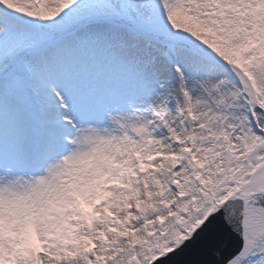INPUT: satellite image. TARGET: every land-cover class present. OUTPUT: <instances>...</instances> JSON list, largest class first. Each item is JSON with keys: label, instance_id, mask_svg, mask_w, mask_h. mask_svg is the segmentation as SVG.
<instances>
[{"label": "snow or ice", "instance_id": "obj_1", "mask_svg": "<svg viewBox=\"0 0 264 264\" xmlns=\"http://www.w3.org/2000/svg\"><path fill=\"white\" fill-rule=\"evenodd\" d=\"M0 264H264V0H0Z\"/></svg>", "mask_w": 264, "mask_h": 264}]
</instances>
